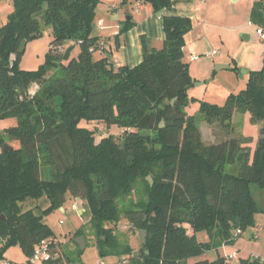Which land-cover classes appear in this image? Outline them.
Segmentation results:
<instances>
[{"label":"trees","instance_id":"trees-1","mask_svg":"<svg viewBox=\"0 0 264 264\" xmlns=\"http://www.w3.org/2000/svg\"><path fill=\"white\" fill-rule=\"evenodd\" d=\"M135 1L150 2L156 12L172 5V0ZM11 2L0 26V119L17 122L0 132V145L13 148L0 152V260L11 244L30 259L47 239L52 256L40 264H73V251L52 238L45 215L80 198L91 213L86 225L101 255L131 250L116 232L127 222L138 232L147 230L134 264H264L257 256H203L234 243L264 213L253 192L254 186L264 190V66L250 71L246 88L223 105L199 100L201 117L228 134L235 114L249 113L252 122L261 123L256 147L244 137L206 145L196 115L187 112L198 100L188 94L194 80L184 61L190 18L162 16L163 47L154 49L143 37L142 62L117 67L112 50H101L94 33L101 0ZM134 24L132 18L122 22L116 47ZM46 29L53 39L44 64L22 69L26 44ZM74 47L79 51L72 57ZM33 84L39 86L35 93ZM98 122L122 128V141L113 135L98 140L87 125ZM200 231L210 240L200 241ZM81 235L83 228L75 232Z\"/></svg>","mask_w":264,"mask_h":264},{"label":"crops","instance_id":"crops-1","mask_svg":"<svg viewBox=\"0 0 264 264\" xmlns=\"http://www.w3.org/2000/svg\"><path fill=\"white\" fill-rule=\"evenodd\" d=\"M10 3L12 5L11 0ZM122 6L121 0H111L107 9L116 13L117 19L113 20L109 12L101 15L98 23L102 22L104 28L97 24L98 35L101 41L113 45V62L134 67L143 60L142 38L146 37L149 46L158 50L164 45L166 33L163 19L157 16L150 2L133 0L131 7L125 5L129 8L126 13ZM165 15L188 17L192 21L184 47V61L189 63L194 80L188 90L190 97L203 98L201 92L195 90V83L198 87L210 84L219 78L221 71H225L228 80L223 94L237 93L246 88L250 71L263 68L264 39L259 37L257 29H264V0H172ZM128 17L135 24L119 36L116 47L115 36ZM214 51L217 53L213 54ZM242 69L246 72L242 73ZM88 212V206L81 210L84 215ZM231 253L233 251L226 255Z\"/></svg>","mask_w":264,"mask_h":264},{"label":"rangeland","instance_id":"rangeland-1","mask_svg":"<svg viewBox=\"0 0 264 264\" xmlns=\"http://www.w3.org/2000/svg\"><path fill=\"white\" fill-rule=\"evenodd\" d=\"M110 2L111 0H101L97 7V16L95 19L94 28V33L97 35L100 32V29L97 27L98 21L101 18V15L109 12L107 6H109ZM129 6L131 7V5ZM125 7L126 6H122L123 13H126V9H124ZM9 11H12L10 0H0V26H3V24L7 22L8 15L10 14ZM109 14L113 20L117 19L116 13L113 11L110 10ZM52 39V30L46 29L42 36L30 40L25 46L24 53H22V58L20 61L21 68L25 70H36L42 64H44ZM78 51L79 48L74 47V49L71 51V56H77ZM224 72L225 71H221V73L219 72V78L217 80H213L210 84L206 83L201 87H198L197 83H195L197 86L195 87V90H199L203 98H200L195 102H191L187 107V112L189 114L196 115L199 126L198 128H200L202 132L203 141L206 145L220 143L230 137H244L247 138V140H252L250 142V146L252 149H254L260 137L261 123L252 122L251 115L249 113H236L232 126L234 128L233 132L232 134H228L218 123H214L212 125L208 124L201 117L199 112L201 105L199 100L208 101L218 105H223L226 102L225 99H227L228 94L224 95L223 90L228 80L227 77H225L226 73ZM38 88V84H33L31 85L30 90L37 91ZM16 122L17 121L15 118H1L0 132L15 125ZM83 125H86V123H83ZM87 125L96 129L98 140L102 136L113 135L117 142L120 143L122 141V128L117 125L108 127L102 122L87 123ZM10 143L15 147L19 145L17 140H12ZM3 149L4 146L0 145V152ZM227 169L232 171L229 166H227ZM253 192L256 199L258 200L259 207L264 208V190L254 186ZM76 202H78V205L77 208L74 209L73 204ZM86 206V202L80 198H69L66 200L63 206L65 211H63L61 208H58L51 210V212L49 211L45 215V222L52 228V231L54 232V236L52 238L54 240L63 242L68 251H73V254H71L73 257V264H134L135 261L132 260V257L139 256V249L142 244V239L139 232L134 229L133 226L131 227L129 223H121L120 228L117 229L116 232L119 233L118 236L122 243H130L131 250H119V252H116L115 254L106 253V255H101L99 254L100 252L98 250L97 238L90 230V226L86 225L91 213L88 212L85 215L81 214V210H83ZM255 218L256 224L249 225L234 243L219 246L217 249L213 248L207 251L203 256L214 260L218 257V253L227 256V253L233 251V253L238 252L240 257L257 256L261 259H264V213H257ZM81 228H83L85 232L84 241H86V248H80L81 250L79 251L74 241H76L77 238L75 237V232ZM74 237L75 240H73ZM197 237L202 242H207L210 240V235L207 233V231L198 232ZM5 258L10 259L18 264H32L29 262L28 257L19 244H11V246L5 252Z\"/></svg>","mask_w":264,"mask_h":264},{"label":"built area","instance_id":"built-area-1","mask_svg":"<svg viewBox=\"0 0 264 264\" xmlns=\"http://www.w3.org/2000/svg\"><path fill=\"white\" fill-rule=\"evenodd\" d=\"M98 25H99V27L104 28L102 22H99ZM257 32H258L259 37L261 39H264V29L258 28ZM101 45H102L101 50H106V49H110V48L112 49V46H113V45L111 46L110 43L105 42V41H102ZM91 51H94V48H92ZM216 53H217V51L213 52V54H216ZM113 64L117 67L121 66V64L117 61H115ZM77 205H78V202L74 203L73 208L76 209ZM239 234H241V230H237L235 232V235H239ZM49 248H50L49 240H47V239L42 240L40 242V244L38 243L37 247L35 248L32 257L29 259V262L32 264H35V263H40L42 260H48L49 258H51L52 255L50 254V252L48 250ZM227 257L229 259H237L239 257V254H238V252L231 253V254H228ZM0 264H18V263L14 262L10 259L5 258V259L0 260Z\"/></svg>","mask_w":264,"mask_h":264},{"label":"water","instance_id":"water-1","mask_svg":"<svg viewBox=\"0 0 264 264\" xmlns=\"http://www.w3.org/2000/svg\"><path fill=\"white\" fill-rule=\"evenodd\" d=\"M124 9L128 10L129 8H128V6H126ZM165 10H166L165 8L159 10L157 12V16L159 18H162ZM224 67L225 68H229L228 66H224ZM245 72H246V70L245 69H242V73H245ZM172 102H174V101H172ZM161 126L162 127L164 126V123L163 122L161 123ZM12 149L13 148L11 146L4 145V149L3 150L5 152H7V151H11ZM147 179L150 182V184L153 185V183H154L153 178L151 176H148ZM61 209H63V207H61ZM2 218L3 219H6L4 215H2ZM139 234H140V237L142 239V242L143 243H146L147 242V238H146L147 237V230L141 229L140 232H139ZM84 240H85V236L84 235H81V236H79V237L76 238V243L80 246L81 249H85L86 248V241H84ZM147 253H149V252H147Z\"/></svg>","mask_w":264,"mask_h":264}]
</instances>
